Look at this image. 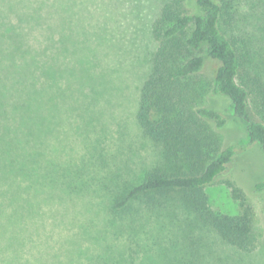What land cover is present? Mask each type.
<instances>
[{
	"label": "trees",
	"instance_id": "obj_1",
	"mask_svg": "<svg viewBox=\"0 0 264 264\" xmlns=\"http://www.w3.org/2000/svg\"><path fill=\"white\" fill-rule=\"evenodd\" d=\"M235 24L229 0H169L163 6L153 27L157 48L140 85L135 113L142 135L158 148L160 162L138 179H115L119 185L97 210V226L95 141L85 142V154L67 168H61L60 157L53 165L42 153H32V146L47 150L53 131L47 85L45 80H17L18 96L0 103V264H31L24 250L30 235L23 218L27 209L20 204L28 201L40 208L42 201L51 200L53 213L73 210L83 217L77 231L70 232L80 243L75 264H196V238L161 233L173 223L178 207L221 243L245 253L256 247L260 230L254 206L225 176L249 147L257 146L264 155V52L254 53L248 36L235 35ZM47 39L40 38L43 49L32 55L31 65L46 64L51 52ZM80 94L89 107L95 101V83L82 84ZM211 98L230 102L232 117L248 138L246 145H225L223 130L230 118L209 104ZM66 124L60 121L57 129ZM218 181L230 188L238 203L236 214L210 208L205 190ZM254 189L264 191V181ZM51 191L57 195L44 196ZM64 213L58 215V229ZM32 225L37 228L36 219ZM68 228L66 223L63 229ZM175 239L185 247L176 250ZM40 262L36 258L32 264Z\"/></svg>",
	"mask_w": 264,
	"mask_h": 264
},
{
	"label": "rangeland",
	"instance_id": "obj_2",
	"mask_svg": "<svg viewBox=\"0 0 264 264\" xmlns=\"http://www.w3.org/2000/svg\"><path fill=\"white\" fill-rule=\"evenodd\" d=\"M168 1L0 0V103L3 98L18 96L17 80H45L50 103L47 116L53 131L46 140L47 150H34L32 146V153H42L53 165H58L60 157L61 168H67L85 154V142L95 141V226L101 222L97 210L103 209L106 197L120 179H138L160 162L158 148L142 135L135 113L140 85L157 48L153 27ZM229 1L236 18L234 34L248 36L254 53L264 52V0ZM45 36L49 39L45 45L51 51L46 64L31 65L32 55H39L37 49H43L38 42ZM87 83H95V101L89 100V107L80 94L82 84ZM209 104L230 118L223 130L225 145H246L248 138L241 122L232 117L230 102L211 98ZM60 121L68 124L57 129ZM230 170L225 179L240 187L254 206L260 230L258 244L247 253L227 246L214 233L199 230L195 219L178 207L171 218L173 223L161 233L164 237L185 233L196 238L192 249L196 264H264V191L254 189L256 183L264 181V155L257 146H251L235 158ZM205 192L212 210L228 215L238 212V203L223 182L218 181ZM52 194L57 192L44 196ZM20 204L27 209L23 218L30 235L24 250L31 264L36 258L40 264H75L77 261L72 260L81 254L80 243L71 235L83 217L72 209L67 214L53 213L51 200L42 201L40 208L29 201ZM63 213L64 224L58 229L55 224ZM34 219L37 228L32 225ZM66 223L69 228L64 230ZM174 246L176 250L185 247L176 239ZM190 246L187 241L186 248ZM58 253L64 258L59 259Z\"/></svg>",
	"mask_w": 264,
	"mask_h": 264
}]
</instances>
